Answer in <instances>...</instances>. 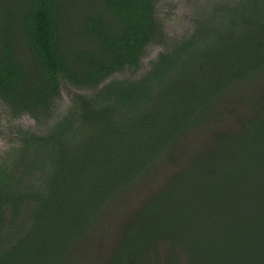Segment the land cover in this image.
<instances>
[{
	"label": "trees",
	"instance_id": "obj_1",
	"mask_svg": "<svg viewBox=\"0 0 264 264\" xmlns=\"http://www.w3.org/2000/svg\"><path fill=\"white\" fill-rule=\"evenodd\" d=\"M77 1L0 19V103L36 123L0 155V264L91 260L100 224L154 174L94 264H264V191L246 198L248 178L264 189V0H208L181 35L159 0ZM194 134L222 167L188 153Z\"/></svg>",
	"mask_w": 264,
	"mask_h": 264
},
{
	"label": "rangeland",
	"instance_id": "obj_2",
	"mask_svg": "<svg viewBox=\"0 0 264 264\" xmlns=\"http://www.w3.org/2000/svg\"><path fill=\"white\" fill-rule=\"evenodd\" d=\"M20 0H0V19L3 16V11L7 9V7L19 6ZM208 0H159L157 9L159 15L166 23L167 31L173 35H181L185 33L191 27V21L194 17L195 12L204 10L207 7ZM75 4H80L77 0H64L63 8L68 12L72 9ZM85 9L84 4H80L79 11ZM159 48L157 46L150 47L148 54L145 56L143 60V66L147 63V61L155 56ZM127 73H130L129 71ZM69 103V98L67 93L64 91L62 96L55 101L56 109L58 112L64 110ZM56 110V111H57ZM24 128H32L36 127V123L34 119H32L28 115H23L19 118H10L9 115L5 112L4 107L0 103V155L1 153L11 144H13L16 140V130L18 127ZM210 141H205V139L201 138L199 135H191L188 139L184 141V145L188 148L186 149L190 155L196 157L199 155L202 159H208L213 153L214 166L222 167V162L219 161V158H216V155L219 153V146H211V153L208 152H199L208 146ZM198 152V153H197ZM200 166V163L197 162ZM162 169V168H161ZM169 171V170H168ZM251 175V174H249ZM157 175H153L150 181L146 184V186L141 187V191L139 192V196L135 191L132 193H128L122 201L118 202L117 206H114L113 211L107 217V220L100 224L98 231V241L96 246L90 252L92 255L91 260L86 259L85 261H77L74 264H94L95 263V255L99 256L105 252L106 248L112 246L114 234H116L117 224L125 219L126 213L125 211L128 209H133L137 204L140 198L148 195L151 189L158 186L159 178H156ZM168 176V175H167ZM247 176H243L242 174H238V182L242 181ZM156 178V179H155ZM206 178V177H205ZM207 179V178H206ZM212 179V178H211ZM212 181L207 180V184H211ZM262 181L255 178V183H250V179L247 180V188L248 189V204L252 208L253 201H256V196L264 191L262 186ZM260 185V186H259ZM226 200L230 201V196H225ZM177 247V243L175 244V248ZM165 248V247H163ZM175 250V249H174ZM163 251V249H162ZM176 252V251H175ZM108 253V252H107ZM106 253V254H107ZM105 254V255H106ZM133 264V263H132Z\"/></svg>",
	"mask_w": 264,
	"mask_h": 264
}]
</instances>
